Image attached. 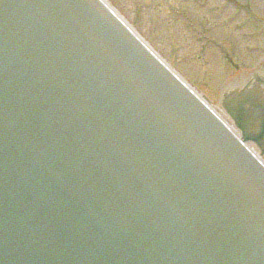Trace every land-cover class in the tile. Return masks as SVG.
Listing matches in <instances>:
<instances>
[{"label": "water", "instance_id": "1", "mask_svg": "<svg viewBox=\"0 0 264 264\" xmlns=\"http://www.w3.org/2000/svg\"><path fill=\"white\" fill-rule=\"evenodd\" d=\"M219 103L99 0H0V264H264V63Z\"/></svg>", "mask_w": 264, "mask_h": 264}, {"label": "rangeland", "instance_id": "2", "mask_svg": "<svg viewBox=\"0 0 264 264\" xmlns=\"http://www.w3.org/2000/svg\"><path fill=\"white\" fill-rule=\"evenodd\" d=\"M104 1L232 125L219 90L264 56V0Z\"/></svg>", "mask_w": 264, "mask_h": 264}, {"label": "bare ground", "instance_id": "3", "mask_svg": "<svg viewBox=\"0 0 264 264\" xmlns=\"http://www.w3.org/2000/svg\"><path fill=\"white\" fill-rule=\"evenodd\" d=\"M114 12H115V14H116L117 16H119V18H121V16H120V15H118L116 11H114ZM121 19H122V18H121ZM142 41H143V40H142ZM143 42H144V41H143ZM230 128H231V127H230ZM232 129H233V131H232V132H233V133H234L236 136H239V133H238V132H237V131H236L234 128H232ZM254 150L256 151V153H255V152H254V153H255V154L258 156V154H259V151H258V150H256V149H254ZM256 155H255V156H256Z\"/></svg>", "mask_w": 264, "mask_h": 264}]
</instances>
